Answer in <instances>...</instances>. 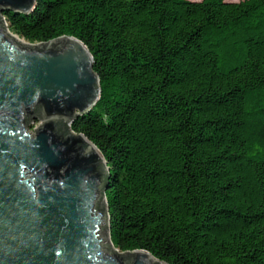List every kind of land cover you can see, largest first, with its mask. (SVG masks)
I'll list each match as a JSON object with an SVG mask.
<instances>
[{
    "label": "trees",
    "instance_id": "obj_1",
    "mask_svg": "<svg viewBox=\"0 0 264 264\" xmlns=\"http://www.w3.org/2000/svg\"><path fill=\"white\" fill-rule=\"evenodd\" d=\"M1 15L28 42L72 36L92 56L100 97L64 126L103 157L115 249L264 264V0H37Z\"/></svg>",
    "mask_w": 264,
    "mask_h": 264
},
{
    "label": "water",
    "instance_id": "obj_2",
    "mask_svg": "<svg viewBox=\"0 0 264 264\" xmlns=\"http://www.w3.org/2000/svg\"><path fill=\"white\" fill-rule=\"evenodd\" d=\"M36 3L0 0V264H167L113 247L104 195L98 203L103 157L64 126L95 105L99 78L79 39L36 45L8 31L1 13Z\"/></svg>",
    "mask_w": 264,
    "mask_h": 264
},
{
    "label": "rangeland",
    "instance_id": "obj_3",
    "mask_svg": "<svg viewBox=\"0 0 264 264\" xmlns=\"http://www.w3.org/2000/svg\"><path fill=\"white\" fill-rule=\"evenodd\" d=\"M191 1H198V0H191ZM226 1H240V0H226ZM5 21H6V20H5ZM6 24H7L6 28H8V31H9L10 33H12L13 35L17 36L19 39H21V40L24 41L25 43L36 44V45L38 44V43H36V42H28V41H26L25 39L21 38L20 36H18L16 33H14V32L9 28L7 21H6ZM39 125H40V122H39V121H36V120L34 121V119H33L32 122H31V124H30V126L28 127V130H29L30 132L33 133V130H34L37 126H39Z\"/></svg>",
    "mask_w": 264,
    "mask_h": 264
}]
</instances>
